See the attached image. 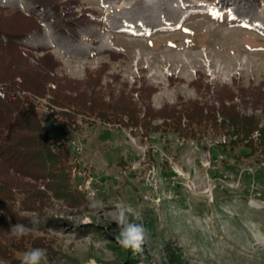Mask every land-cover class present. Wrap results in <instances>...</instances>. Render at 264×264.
I'll list each match as a JSON object with an SVG mask.
<instances>
[{
	"label": "rangeland",
	"instance_id": "rangeland-1",
	"mask_svg": "<svg viewBox=\"0 0 264 264\" xmlns=\"http://www.w3.org/2000/svg\"><path fill=\"white\" fill-rule=\"evenodd\" d=\"M79 2L73 9L79 14L103 13L99 0ZM114 42L124 56L72 58L53 49L57 72L81 80L100 69L107 94L122 82L131 92L145 79L151 86L145 101L132 93L141 117L146 102L154 110H181L190 100L212 104L223 85L264 89V37L229 11L196 14L177 30L147 37L116 33ZM36 107L53 139L71 148L73 186L96 206L79 212L52 198L48 211L55 224L26 228L27 245L0 264H21L34 248L46 250L40 264H165L171 248L180 251L183 264H264V161L249 157L236 163L217 146L226 138L223 132L209 128L200 140L172 131L150 135L141 124L127 127L83 115L77 125L61 127V109L57 116ZM163 122L154 118L149 125ZM120 213L146 230L141 251L118 243Z\"/></svg>",
	"mask_w": 264,
	"mask_h": 264
},
{
	"label": "trees",
	"instance_id": "trees-1",
	"mask_svg": "<svg viewBox=\"0 0 264 264\" xmlns=\"http://www.w3.org/2000/svg\"><path fill=\"white\" fill-rule=\"evenodd\" d=\"M79 1L0 0V83L7 89L6 97L0 98V258L8 261L12 252L27 245V235L13 236L11 226L23 224L25 231L53 226L55 219L48 211L52 198L79 212L94 209L73 186L71 148L56 142L46 129L34 104L37 97L49 95L51 103L62 108L61 127L77 125L83 115L127 127L141 124L150 135L172 131L198 140L211 128L226 135L217 146L232 154L236 163L249 157L264 161L262 84L223 85L214 91L217 98L212 104L190 100L181 110L172 106L154 110L146 102L148 109L141 117L132 93L139 92L145 101L151 88L145 79L131 92L122 82L121 89L107 94L100 69L88 71L81 80L60 75V62L52 52L57 49L72 58L104 54L120 58L125 53L115 44L114 34L147 37L171 32L191 16L209 11L232 12L246 28L264 37V0H99L103 13L93 11L90 16L73 10ZM240 105L255 111L245 112ZM154 118L164 122L150 126ZM183 262L180 251L171 248L165 264Z\"/></svg>",
	"mask_w": 264,
	"mask_h": 264
},
{
	"label": "clouds",
	"instance_id": "clouds-1",
	"mask_svg": "<svg viewBox=\"0 0 264 264\" xmlns=\"http://www.w3.org/2000/svg\"><path fill=\"white\" fill-rule=\"evenodd\" d=\"M98 203V202H97ZM92 206H96L94 203ZM36 221H33L35 223ZM117 224L120 226L117 241L125 250L131 249L133 252L142 250V244L146 239V230L140 224L128 222L123 213H120L116 218ZM11 234L16 237L27 235L23 224H15L11 226ZM46 255V250L34 248L26 251L21 260V264H40L42 258Z\"/></svg>",
	"mask_w": 264,
	"mask_h": 264
},
{
	"label": "built area",
	"instance_id": "built-area-1",
	"mask_svg": "<svg viewBox=\"0 0 264 264\" xmlns=\"http://www.w3.org/2000/svg\"><path fill=\"white\" fill-rule=\"evenodd\" d=\"M24 93V92H23ZM22 93V94H23ZM7 95V89H6V85H4L3 83H0V98H5ZM34 104L36 106H42L44 107L47 111L49 112H55V115H59V111L58 109H61L60 107H57V105L51 103V101L49 99H46L45 97H37L34 100ZM58 108V109H57ZM80 150V148H78Z\"/></svg>",
	"mask_w": 264,
	"mask_h": 264
}]
</instances>
